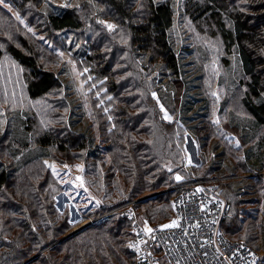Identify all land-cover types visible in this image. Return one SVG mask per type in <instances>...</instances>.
Here are the masks:
<instances>
[{
	"label": "rangeland",
	"instance_id": "obj_1",
	"mask_svg": "<svg viewBox=\"0 0 264 264\" xmlns=\"http://www.w3.org/2000/svg\"><path fill=\"white\" fill-rule=\"evenodd\" d=\"M149 1L167 2L172 6L173 24L168 32L169 40L179 55V64L184 70L182 75L185 73L188 78L196 76V84H191L187 94L208 104L207 116L204 117L208 129L199 141L178 120L180 110L170 112L160 102L162 94L166 96L165 103L175 106V90L164 66L154 58L145 57L132 43L129 21L133 22L134 17L138 20L136 16L142 14ZM188 1L125 0V14L116 13L100 0H36L25 3L5 0L7 7L0 5V164L15 177L10 190L18 205L8 214L0 207V229L11 227L9 231H4L5 235H9L6 240L21 231L29 235L24 228L15 225L20 220L27 221L24 204L28 209L32 207L25 202L29 194L22 190L31 191L33 195L38 194L40 188L48 191L52 210L66 214L68 223L73 227L92 215L100 202L105 208L98 216L108 214L111 206L115 205L111 202L116 199L97 198L89 184L92 179L89 172L95 167L103 175L119 180L121 175L112 159L114 149L110 147V141L107 142L105 131L134 125L148 127L158 147L162 141L167 150L172 147L169 155L177 159L175 178H215L224 208L231 203L229 208L236 211L239 219L255 217L258 223L260 220L264 223V170L245 173L237 168L235 175L221 176L209 169V163L215 162L219 152H224V164L231 159L238 164L242 162L247 145L242 143L240 130L234 131L233 126L225 129V122L230 113L237 120L248 115L239 102L241 89L232 80H237L240 75L235 55L228 57L229 66H225L220 36L209 20L196 17L198 11L195 4L201 1L191 0V5ZM64 11L76 14L81 27L52 30L47 16ZM9 45L24 54H34L41 68L56 74V87L44 96L30 98L26 86L32 69L13 58L7 49ZM135 82L141 84L132 86ZM127 83L129 86H126ZM143 86L148 87V97L156 102L154 109L158 111L161 122L172 125L171 133H162L153 120L156 112L153 114L152 110L148 112L144 109L146 92ZM184 91L185 86L182 87L178 107L182 105ZM129 97L135 98L133 105L126 103ZM146 113H149V120L142 118ZM65 119L71 121V128L67 127L70 132H74L75 128L89 129L92 147L82 151L74 149L69 143L71 145L68 144V149L64 151L50 146L45 156L30 158L33 151L41 150L36 142L39 135L65 134ZM21 136L28 139L25 146L18 141ZM90 149L96 151L97 158L87 155ZM244 180L251 184L249 190L252 192L244 188ZM3 189L10 192L8 188L7 191L5 187ZM124 195V198H131L127 193ZM253 196L256 200L245 202ZM5 203L6 200L0 197V205ZM135 213L140 222L136 208ZM119 216L122 217L121 214ZM173 221L174 217L168 224ZM76 230L75 227L65 236ZM263 235L259 234L253 244L258 251V246L264 243ZM238 238L244 239V234L241 233Z\"/></svg>",
	"mask_w": 264,
	"mask_h": 264
},
{
	"label": "trees",
	"instance_id": "obj_2",
	"mask_svg": "<svg viewBox=\"0 0 264 264\" xmlns=\"http://www.w3.org/2000/svg\"><path fill=\"white\" fill-rule=\"evenodd\" d=\"M19 1L25 3L36 0ZM100 1L110 5L118 14H125L127 11L125 7L127 1L125 3V0ZM200 1L201 3L195 4V9L197 7L198 11L196 17L209 20L220 36L223 50L222 60L225 66H229L228 57L230 55H235L239 64L240 75L237 80L233 77L232 80L241 89L239 102L248 115L244 119L237 120L236 116L230 113V118L225 122V129L233 126L234 131L240 130L242 143L247 145L243 151L242 162L238 164L231 159L224 164L225 159L222 155L224 152H219L215 162L209 163V169L221 176L235 175L237 168L242 169L245 173L253 170L262 172L264 170V133H262L264 132L262 131L264 124V0ZM190 2L191 0L188 1V5H191ZM136 17H139L138 20H135L134 17V21L130 20L128 24L133 45L145 57L154 58L164 66L165 71L169 74L168 80L173 83L175 90L174 107L163 101L166 96L164 97L161 93L160 97L163 100L160 99V102H163L170 112L175 109L180 110L177 113L178 120L199 141V138H203L205 135L203 132L208 129L204 119L207 116L208 104L203 103L200 99L190 98L187 94L191 84H196L194 81L196 76L188 78L185 73L182 75L184 70L179 64V55L169 40L168 32L173 24L172 6L167 2L149 1L142 14ZM129 18L128 16L127 19ZM46 19L49 27L54 31L81 27L79 17L70 11L49 14ZM7 49L14 59L32 69V76L26 86L30 98L44 96L56 87L58 82L56 74L51 70L41 68L34 54H24L13 45H9ZM1 56L2 51L0 50ZM140 84L135 82L132 86ZM127 85L129 86L128 83ZM183 86L186 87V91H184L182 105L178 107ZM143 88L146 92L144 109L148 112L152 110L154 114L156 102L148 97V87L143 86ZM134 100V97H129L126 103L133 105ZM157 112L153 115L154 122L162 133H171L172 125L161 122ZM142 118L149 120V113H146ZM135 120H137V116H135ZM68 121L70 119H65L63 122L65 134L61 136L51 133L39 135L36 142L41 150L33 151L30 158L45 156L46 149L50 146H56L64 151L68 149L69 143L73 144L74 149L82 151L88 146L92 147L93 140L90 137L89 129L75 128L74 132H70L67 127L71 126V121ZM105 134L107 142L110 141L111 145L110 143L109 145L114 149L113 163L121 176L116 181L106 174L103 175L99 169L94 167L89 172L92 175V179L89 180L90 187L97 198L104 197L111 201L116 199L111 202V204L115 203L111 208L128 201V199H135L134 209L136 208L137 214L141 218L140 222L144 225L163 226L170 222L174 217L172 198L177 192V189L171 188L177 185L180 180L184 182L211 178V176H180L181 179L177 180L174 176L177 159L169 155L172 147L167 150L163 141L158 147L156 142H153V136L148 127L139 125L124 126L123 129L113 127L110 132L105 131ZM18 141L22 146H25L28 139L21 136ZM86 153L90 158L98 157L94 149H90ZM14 178L12 172L0 164V190L2 189L0 197L6 200V203L0 207L4 208L6 214L12 209L18 208L16 199L12 195L13 192L10 190L14 185ZM246 181L248 180H244L243 186L249 190L251 184ZM3 187L6 191L8 188L10 192H5ZM22 192L29 194L28 200L25 202L32 207L28 209L24 204L27 210V221L20 220L15 225L24 228L30 236L21 231L16 236H11L12 239L6 240L9 235H5L4 231H9L11 227L6 230L0 229V264H138L135 256L126 247V242L132 234L130 223L123 215V209L112 212L113 214L108 215L103 221L94 222L92 218L102 213L105 208L100 202L92 215L84 218L75 226L76 229L77 227L79 229L61 239L75 227L68 223L66 214L52 210V200L47 194L48 191L45 192L40 188L36 195L27 190H22ZM125 193L131 198H124ZM254 200H256V196L246 199L245 202L249 203ZM230 204L228 203L224 208L219 229L228 239L241 240L251 246L258 254L257 264H264V243L262 242L258 246L260 252L253 245L256 243L257 236L264 234V223L261 220L258 223L255 217L239 219L236 211L229 208ZM10 219L11 217L9 221ZM241 233L244 234V239L238 238ZM234 236L236 238H232ZM261 251L263 254H260ZM161 263L167 264L163 258Z\"/></svg>",
	"mask_w": 264,
	"mask_h": 264
},
{
	"label": "built area",
	"instance_id": "obj_3",
	"mask_svg": "<svg viewBox=\"0 0 264 264\" xmlns=\"http://www.w3.org/2000/svg\"><path fill=\"white\" fill-rule=\"evenodd\" d=\"M215 183L212 177L180 180L171 188L177 189L172 198L173 227L139 222L133 206L135 200L109 211L111 214L123 209L132 234L126 247L138 264H162V258L167 264H257L258 254L251 246L241 240L228 239L219 229L224 203ZM108 214L96 216L92 221H103Z\"/></svg>",
	"mask_w": 264,
	"mask_h": 264
},
{
	"label": "snow or ice",
	"instance_id": "obj_4",
	"mask_svg": "<svg viewBox=\"0 0 264 264\" xmlns=\"http://www.w3.org/2000/svg\"><path fill=\"white\" fill-rule=\"evenodd\" d=\"M0 5H4L5 7H7V5L5 4V0H0ZM16 18L19 19V16H17ZM108 27L111 28L112 25H108ZM176 179H177V180H180L181 177H180V176H177ZM199 190H200V189H198V191H199ZM173 226H175V221H173L172 224L163 225L162 227L167 228V227H173ZM146 230L149 231V232L152 231L151 229H146Z\"/></svg>",
	"mask_w": 264,
	"mask_h": 264
},
{
	"label": "water",
	"instance_id": "obj_5",
	"mask_svg": "<svg viewBox=\"0 0 264 264\" xmlns=\"http://www.w3.org/2000/svg\"><path fill=\"white\" fill-rule=\"evenodd\" d=\"M84 225H85V224H84ZM81 227H82V226H81ZM77 229H79V228H77ZM65 237H66V236H65ZM63 238H64V237H63ZM63 238H62V239H63Z\"/></svg>",
	"mask_w": 264,
	"mask_h": 264
}]
</instances>
